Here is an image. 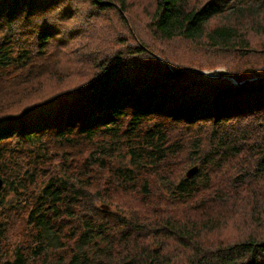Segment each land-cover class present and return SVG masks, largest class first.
<instances>
[{"label": "trees", "instance_id": "trees-1", "mask_svg": "<svg viewBox=\"0 0 264 264\" xmlns=\"http://www.w3.org/2000/svg\"><path fill=\"white\" fill-rule=\"evenodd\" d=\"M127 1L93 0L58 40L29 20L58 0H0V264H264V221L227 244L202 235L224 222L242 231L247 213L264 212V48L251 44L264 0L156 1L153 37L258 55L217 77L159 55L141 27L119 30L118 45L86 33L107 10L124 22Z\"/></svg>", "mask_w": 264, "mask_h": 264}, {"label": "rangeland", "instance_id": "rangeland-1", "mask_svg": "<svg viewBox=\"0 0 264 264\" xmlns=\"http://www.w3.org/2000/svg\"><path fill=\"white\" fill-rule=\"evenodd\" d=\"M156 1L157 0H128L127 6H126V10H127L126 16L127 17L126 19L123 20L124 22L121 21L120 15L118 14L117 10H107L103 15H96L91 25L89 24L84 25V27L88 29L86 30V33L90 35H92L96 31L99 33H102L103 35H102L101 43L104 40H107L109 36H112L109 41L110 45H111V42H113L115 45H118V41L122 42V40L125 39V38H122V35L124 34L119 33V30H126V31L128 30V33L132 37H138L136 33L142 37L143 33L138 31V28L141 27L152 37L150 41H153L155 39L158 40V43L160 44V50L156 46H150V48L158 52L159 55L164 53L170 56L169 59L173 61H175V57H177V60L183 63L184 66H187L190 63H194L196 66L199 65L198 67H200L201 69L199 74L202 73V75L206 74L211 77L213 76L217 77L220 74H222L223 76H227L229 72V68H232V65L238 61L239 63H241L247 59H250L248 60V62H252V63H254L253 61L256 62L258 55H247L244 51L229 50L223 53H221V51H218V50L208 51L206 50L205 45L202 44L203 39H197V40L186 39L185 40V39H182L181 37H175L173 39L166 40L162 38L158 39L157 35H155L156 38L153 37L152 34L148 32L147 29H149L153 33V29L148 22L151 21V18L153 16L155 6H156ZM91 12L93 14L95 13L93 9ZM262 15H264V8H262L261 14L259 16V19L261 21H264V17H262ZM107 17H112L111 19L112 27H106L104 25V20ZM228 20H229V17L228 15H225V14L215 16L210 20L208 27L212 28L213 26L224 24ZM242 20L244 21V19H240V21ZM147 24L149 25L147 26ZM82 39L83 38H81V40ZM251 44L254 49L259 50V51L262 50L264 48V34H261V35L253 34L251 36ZM193 45L196 46L197 48H194ZM98 46L100 47V49L103 48V46H100V45ZM189 48H191L192 51H189ZM75 79L80 80L81 78L78 79L77 77ZM230 80L234 82L232 78H230ZM257 120L264 121V118H257ZM257 130L259 134L261 135L264 132V127L262 126L257 127ZM193 166H197V170H198V167H199L198 164L194 163L191 166H189L186 169V171ZM186 171H185V174H186ZM195 174L196 172L193 175ZM104 207L106 209L110 208L108 204H106ZM229 210L234 212L236 210H240V208L233 209L232 207ZM192 211H193L192 209H189L188 212L190 213ZM214 213H216V210L207 212V213L198 212V214L195 215V217L200 220L209 219L211 218V215ZM263 213L264 212H262L261 215H257L255 213L254 215H252V213H247L242 218L244 225H238V227H240L242 231L235 228L232 222H224L217 229H214V230L210 229L208 231L203 232L202 235H204V240L208 243H211V247H212L213 245H222L224 243L227 244L229 242L231 243L236 237H238V239H240V237H245L253 229V226H254L253 219H257L260 223L264 221ZM152 218H155V215L149 214V219H152ZM263 228L264 226L255 228L256 231L259 230L258 235L264 236ZM213 234L223 235V237H219L215 240H211V235ZM217 247H221V246H217ZM92 250H93L95 257L103 256L107 250V242L105 240L99 241Z\"/></svg>", "mask_w": 264, "mask_h": 264}, {"label": "clouds", "instance_id": "clouds-1", "mask_svg": "<svg viewBox=\"0 0 264 264\" xmlns=\"http://www.w3.org/2000/svg\"><path fill=\"white\" fill-rule=\"evenodd\" d=\"M70 8L71 14L65 16L64 9ZM93 8V0H58L56 6L45 12L33 13L29 20L35 31L38 33L40 26L46 21L54 25L58 31L55 33L56 39H64L65 36L77 30V28L88 17ZM23 20V16L12 21V27H17Z\"/></svg>", "mask_w": 264, "mask_h": 264}, {"label": "water", "instance_id": "water-1", "mask_svg": "<svg viewBox=\"0 0 264 264\" xmlns=\"http://www.w3.org/2000/svg\"><path fill=\"white\" fill-rule=\"evenodd\" d=\"M233 79V78H232ZM234 80V82H236V80L235 79H233ZM196 170H197V166H193V167H191V168H189L187 171H186V176L187 177H190L191 175H193L195 172H196ZM3 185V179H2V177L0 176V187Z\"/></svg>", "mask_w": 264, "mask_h": 264}, {"label": "bare ground", "instance_id": "bare-ground-1", "mask_svg": "<svg viewBox=\"0 0 264 264\" xmlns=\"http://www.w3.org/2000/svg\"><path fill=\"white\" fill-rule=\"evenodd\" d=\"M221 47V46H220ZM225 48V47H224ZM186 60V59H185ZM233 64V63H232ZM236 64V63H235ZM230 65V64H229ZM233 66V65H232ZM234 67V66H233ZM233 71V70H232ZM245 76V75H244ZM261 82V81H260ZM242 96V95H241ZM191 99V98H190ZM197 103V102H196ZM189 108V107H188ZM168 236V235H167ZM166 237V236H165ZM182 264V263H181Z\"/></svg>", "mask_w": 264, "mask_h": 264}]
</instances>
